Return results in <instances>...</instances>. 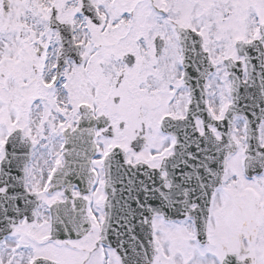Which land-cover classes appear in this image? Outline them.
I'll return each mask as SVG.
<instances>
[{"label": "snow or ice", "instance_id": "6c2138e0", "mask_svg": "<svg viewBox=\"0 0 264 264\" xmlns=\"http://www.w3.org/2000/svg\"><path fill=\"white\" fill-rule=\"evenodd\" d=\"M0 264H264V0H0Z\"/></svg>", "mask_w": 264, "mask_h": 264}]
</instances>
